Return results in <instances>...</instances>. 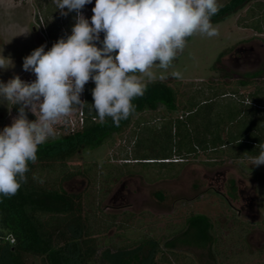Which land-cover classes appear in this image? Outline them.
<instances>
[{"label": "rangeland", "instance_id": "374dc122", "mask_svg": "<svg viewBox=\"0 0 264 264\" xmlns=\"http://www.w3.org/2000/svg\"><path fill=\"white\" fill-rule=\"evenodd\" d=\"M228 1L219 0V4ZM94 6L95 0H92L81 10L89 21ZM75 17V11L62 15L55 0H0V55L12 60V64L6 61L8 68L0 69V81L6 83L16 75L26 82L34 81L35 75L23 70L24 57L38 45L45 46L44 35L49 37L51 32L57 33L56 30L64 38L70 35ZM31 18L41 24V32L37 33L39 42L33 33L25 31ZM239 19L244 25L260 19L264 31V0L252 2L238 12L212 22L218 36L194 35L169 69H153L156 79L168 82L178 91L181 102L178 110L168 113L160 106L156 111L135 114L133 124L123 133L115 134L111 143L79 152L72 158V165L82 167L110 161L129 163L124 167L135 170L113 184L108 195L93 199L105 213L117 214L118 222L133 214L126 220L130 228L124 230L114 226L103 235L117 242L125 239L129 243L151 235L161 241L171 264H264V164L253 165L252 158L233 157L232 151L228 150L219 154L211 149H197V155L184 157L173 151L172 160L182 164H139L134 159L137 150L141 157L152 158L171 152L172 140L162 132L151 135L150 130L163 128L170 117L184 115L183 109L189 99L202 102L212 97V103L200 106V115L205 116L211 107H215L213 115L217 112L228 114V104L233 100L238 105L243 101V105L259 107L257 117L263 113L264 32L240 25ZM100 40H103V33ZM97 46L102 47V44L97 42ZM239 47L256 49L250 63L239 61ZM175 71L181 73L180 79L172 76ZM240 80L250 82L245 86L239 83ZM80 109L81 106H74L68 117L61 118L55 125V135L49 139L78 129ZM26 114L29 120L36 119L30 111ZM17 115L18 111L12 109L10 102L0 101V131ZM140 139L141 146L137 148ZM182 158H185L183 162ZM173 169H176L173 173H178L158 179L161 178L159 175H166ZM139 171L150 176V181ZM66 187L81 193L89 187L88 180L76 177ZM119 188L120 192L115 194ZM97 213L100 212L97 210ZM197 215L207 217L209 232H204L206 222H189ZM147 249L144 247L142 256L147 254ZM129 261L135 264L138 257Z\"/></svg>", "mask_w": 264, "mask_h": 264}, {"label": "trees", "instance_id": "16d2710c", "mask_svg": "<svg viewBox=\"0 0 264 264\" xmlns=\"http://www.w3.org/2000/svg\"><path fill=\"white\" fill-rule=\"evenodd\" d=\"M255 1L258 0H229L221 5L218 13L212 17V22L224 19ZM239 21L242 26L264 32L260 19L246 25L242 24L241 19ZM249 82L239 81L245 86ZM146 85L144 95L132 101L135 111L128 119L122 120L119 126L111 118L104 121L98 118L91 107L95 84L89 81L85 85L84 123L78 129L48 139L40 145L37 162H29L27 182L21 185L15 196L0 197V264H131L129 260L135 256L138 257L135 264H171L164 254L161 241L151 235H145L132 243L125 242V239L117 242L103 235L114 226L124 230L130 228L126 220L131 219L133 214L118 222L117 214L105 213L101 205H96L93 200L95 196L108 195L113 184L132 174L135 171L132 167H124L130 164L110 161L85 164L83 167L71 164L77 153L111 143L115 134L123 133L133 124L135 114L156 111L160 106H164L168 113L179 109L181 102L175 87L161 79L149 81ZM212 102V97L202 102L189 99L183 109L184 115L170 117L163 128L150 130L151 135L154 132L165 133L174 146L171 152L155 158L141 157L137 150L134 157L136 163L182 164L172 160L173 151L184 157L197 155V149H211L219 154L228 150L232 151L230 154L233 157H256L259 145L264 144V106L261 108L263 113L257 117L259 107L243 105V101L238 105L233 100L228 104L231 109L226 115L223 112L213 115L215 107H211L207 116L200 115V106ZM14 108L18 111L19 105ZM139 146L141 139L137 148ZM150 159L156 161H145ZM182 159L183 162L185 158ZM173 171L176 169L157 178L172 177L178 173ZM139 172L150 181V176ZM33 175L43 179L44 183L33 180ZM80 176L88 180L90 189L81 193L68 190L66 184ZM189 222H206L204 232H209L210 224L204 215L193 216ZM9 236L15 239L13 243L8 239ZM144 247L148 248V252L142 256Z\"/></svg>", "mask_w": 264, "mask_h": 264}, {"label": "clouds", "instance_id": "9594fccd", "mask_svg": "<svg viewBox=\"0 0 264 264\" xmlns=\"http://www.w3.org/2000/svg\"><path fill=\"white\" fill-rule=\"evenodd\" d=\"M55 3L62 15L76 12L71 34L24 57L23 70L33 73L34 81L18 75L0 81V101L19 105L18 115L0 131V197L15 196L27 182L29 162H37L39 146L55 135L56 123L85 103L80 97L90 80L92 110L119 126L135 111L132 101L144 95L145 81L156 79L154 68L169 69L194 35H219L212 23L219 0H95L90 21L81 10L92 0ZM6 61L12 64L0 55V69L8 68ZM172 76L180 79L181 73ZM252 159L253 165L264 164V144Z\"/></svg>", "mask_w": 264, "mask_h": 264}, {"label": "flooded vegetation", "instance_id": "af4514ba", "mask_svg": "<svg viewBox=\"0 0 264 264\" xmlns=\"http://www.w3.org/2000/svg\"><path fill=\"white\" fill-rule=\"evenodd\" d=\"M25 31H26L27 34H32L33 33V35L36 38L37 42H39L38 38H37V33L39 31L41 32V24L39 22L36 23L34 21V19L31 18L30 25L28 26L27 30L25 29ZM56 31H57V33L51 32V35L49 37L44 35V37H45V39H44L45 40V46H47L48 49H50L52 47V45L55 42H57L60 38H64L59 33V30H56ZM38 47H39V45H38ZM238 49H239L238 51H240V53L238 55V59H239V61H243L244 64L250 63L252 61V58H253L252 54L257 53V52L253 53V51L256 50L254 47H249V48L248 47H239ZM259 58L262 59V56L260 55ZM80 98L83 99V101H84L83 93L81 94ZM12 109L15 110L14 106H12ZM26 112H28L27 109H26ZM81 115L84 116L83 105L81 106L80 115H79V124H80V126L84 123V120H83V122H81V120H80ZM94 119H96V118H94Z\"/></svg>", "mask_w": 264, "mask_h": 264}, {"label": "built area", "instance_id": "2783aa9c", "mask_svg": "<svg viewBox=\"0 0 264 264\" xmlns=\"http://www.w3.org/2000/svg\"><path fill=\"white\" fill-rule=\"evenodd\" d=\"M80 120H81V122H83V120H84V116H83V115H81ZM8 239H10L11 243H13L14 240H15V239L13 238V236H9Z\"/></svg>", "mask_w": 264, "mask_h": 264}, {"label": "water", "instance_id": "95a60500", "mask_svg": "<svg viewBox=\"0 0 264 264\" xmlns=\"http://www.w3.org/2000/svg\"><path fill=\"white\" fill-rule=\"evenodd\" d=\"M124 184H125V183H123V184L121 185V189H122V187H124ZM121 189L119 188L117 191H115V194H116L117 192H120Z\"/></svg>", "mask_w": 264, "mask_h": 264}]
</instances>
